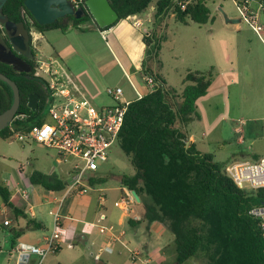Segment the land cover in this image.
<instances>
[{
    "label": "trees",
    "instance_id": "obj_1",
    "mask_svg": "<svg viewBox=\"0 0 264 264\" xmlns=\"http://www.w3.org/2000/svg\"><path fill=\"white\" fill-rule=\"evenodd\" d=\"M109 2L119 14L117 23L144 14L152 3L156 5L155 18L159 25L170 12L185 25L190 22L203 25L213 20L207 0ZM27 10L25 0H9L4 8L12 21L24 24ZM86 23L92 26L85 27ZM35 25L39 34L50 30L65 32L71 28L100 31L110 28H99L90 13L83 20L66 18L50 25L43 26L38 22ZM165 40L166 36L158 30L144 35L146 58L142 77H153L155 88L133 101L126 113L117 142L129 157L135 174L123 176L121 184L139 195L144 221L148 224L160 222L174 235V264H184L192 258L202 264H264V235L259 220L250 213L254 207L264 205V188L241 189L212 154L201 152L195 143L187 147L188 126L200 117L198 101L208 95L214 76L211 71H190L184 78L185 87L181 93L168 87L165 79L153 69L154 64L160 63ZM27 62L35 68L36 58ZM0 72L16 82L19 88L18 114L28 113L33 124L40 123L38 117L50 102L46 82L34 77L33 70L22 73L2 61ZM34 94L39 96L38 111L29 108V97ZM13 102L11 87L0 80V114L10 109ZM12 136L10 126L0 131V140H9ZM89 181L90 185H95L99 179L91 177ZM30 182L49 191H61L67 186L55 175L38 171L32 173ZM0 196L7 207L14 209L17 217L24 215L12 204L11 192L2 183ZM37 224L34 219H28V227Z\"/></svg>",
    "mask_w": 264,
    "mask_h": 264
},
{
    "label": "rangeland",
    "instance_id": "obj_2",
    "mask_svg": "<svg viewBox=\"0 0 264 264\" xmlns=\"http://www.w3.org/2000/svg\"><path fill=\"white\" fill-rule=\"evenodd\" d=\"M207 5L212 15L223 16L224 22L203 25L192 22L189 26H184L177 19L172 18L170 21V32H173L171 44H167L164 51L162 49L160 52L161 60L163 62L164 57L171 84L180 89L182 79L179 72L193 68L195 62L192 58L193 44H197L196 48H200L198 45L201 41L196 43L193 35L200 36L201 39L209 35L216 64L214 84L207 95L209 97H203L199 101L198 113L202 119H195L188 130L190 134L196 136L199 148L206 152L217 150L220 145L224 148V144L217 141L216 135L221 128L225 129L223 139L227 140L226 152L247 149L252 142L256 150H262L264 149V31L259 36L244 21L226 22L229 17H225L223 12L240 18L235 0H207ZM155 6V3L150 5L144 13L145 16L147 15L145 18L152 13ZM260 24L264 27L263 18H260ZM84 26L90 27L92 24L86 23ZM36 34L37 32L33 34V44L37 56L40 55L46 60H56L54 67L64 80L71 87H76L78 95L89 99L96 108L114 104L107 94L108 88L121 87L126 94L136 98L123 72V70L130 72L126 63L120 59L122 57L116 49H113L115 53L110 49L113 43L112 36L106 34L102 37L95 29L78 28L65 32L50 30L42 37ZM210 34L213 35L210 36ZM67 67L74 71L75 76L69 73ZM153 69L158 70L156 64L153 65ZM70 78L72 83L69 81ZM216 101L228 105V108L223 109L224 111L216 110L213 106ZM226 110L229 112H225ZM225 116L227 120H223ZM240 120H244L245 124H242ZM238 127L243 130V133L235 132ZM213 129L216 130L215 135L211 133ZM241 136L246 139L244 145L238 144ZM56 158V152L34 142L22 144L15 139L0 142V164H3L4 170L17 180L21 177L20 168H23L25 174L34 170L48 172L52 166L56 165ZM74 162H76L74 159H69L67 163L56 165L57 170L67 171L68 168L71 169ZM77 162L80 161L77 160ZM99 173L108 178L106 183L99 186L109 189L104 206L119 214L118 211H122L119 207L122 196L119 190L111 189H123L119 178L133 176L135 169L118 142L110 150L109 159L101 166ZM3 203L0 196V206ZM2 220L3 216H0V247L7 251L12 245V232L2 226ZM126 228L129 231L132 230L128 221ZM151 235L153 245L161 251L158 254L163 255V263L175 261L174 235L171 231L164 226L158 232L152 231ZM194 259L186 264L199 262ZM0 262H2L1 259Z\"/></svg>",
    "mask_w": 264,
    "mask_h": 264
},
{
    "label": "crops",
    "instance_id": "obj_3",
    "mask_svg": "<svg viewBox=\"0 0 264 264\" xmlns=\"http://www.w3.org/2000/svg\"><path fill=\"white\" fill-rule=\"evenodd\" d=\"M155 13L156 9L153 7L152 13L149 14L147 18H145L147 15L145 16L144 14L136 15L128 19L120 20L117 24L113 25L107 30L100 31L95 29L96 31H99L102 37H104L106 34L112 36L113 43L110 45V49L113 53H115V50L113 49L118 51L120 57H122L120 59L126 63V66L130 71L127 72L126 70H123L136 98H132L133 96H129L123 90V99L125 101L133 102L137 100V92L141 94H146L148 92L145 79L142 77L143 64L146 58V44L144 43V35H148L152 31L158 30L166 36V40L162 44L163 51L167 44H171L173 32H170V21L172 18L176 19L175 15L170 12L163 24L159 25L155 18ZM226 16L229 17L228 19H239L240 22H242L241 17L235 18V16L230 14H226ZM211 18H213V20L209 21L208 23L216 24L218 22H224L223 16L217 17L211 13ZM260 18H263L264 21L263 14ZM226 22L233 23L229 20ZM191 23L192 22L186 25L183 23L182 24L184 26H189ZM142 28L143 31H141ZM43 35L44 34H39L38 37H42ZM211 35L213 34H210V36ZM38 37H36V39ZM193 37H195L194 39H196V43L201 41L198 45L200 48H196L197 44H193L194 47L192 49V58L195 60L193 68H187V70L184 72H179L182 79V86L180 89L171 84L170 79L168 78L169 76L166 72L164 57L162 62L160 55V63L156 64L158 70H155V72L159 73L165 79L168 87L176 89L179 93H181L185 87L184 78L188 72L211 71L214 76V72L216 71V64L213 58L214 54L209 35H206V37L203 36L202 39L200 36L196 37L193 35ZM120 59L118 58L119 62ZM52 61H54L55 64L57 63L56 60ZM67 69L71 75L75 76L72 69L69 67H67ZM69 81L72 83L71 78ZM68 85L76 93V95H78V89L73 86L72 88L69 83ZM213 106L216 110L228 108V105L219 103L217 101L214 102ZM229 110H226L225 112L228 113ZM201 117L202 116L197 119L201 120ZM225 117L223 120H227V116ZM240 121L242 124H245L244 120ZM223 131H225V129L221 128V131L216 135L218 136L217 141L223 143L224 148L220 145L218 146L217 150L213 149L211 152L201 150L198 146L196 136L194 134H190L188 130L189 142L195 143L201 152L212 154L215 161L224 165L225 167L232 163L254 162L259 160L264 155V149L256 150L254 148V142H252L251 146H249L247 149L238 150L237 152H226L225 146L227 140L223 139ZM215 132V129L211 131L213 135H215ZM235 132L241 134L243 133V130L238 127L235 129ZM2 141L3 140H0V142ZM245 143L246 139H244L242 136L239 137L238 144L244 145ZM55 163L57 166L63 164L58 156ZM56 165L52 166L48 172L41 173L55 175L57 178L63 180L67 186L66 189L61 191H49L39 185H33L30 182V176L35 170L25 174L23 172V168H20L21 177L20 180H17L13 178L9 172L4 170L3 164H0V183L8 187L11 192L12 204L24 213L23 216L17 217L13 208L7 207L5 203L0 206V216H3L2 226L10 229L12 232V245L10 249L5 251V249L0 247V259L2 261L0 263L18 264L19 260L16 251L20 242H26L39 246L42 245L45 238L50 236L52 233L54 227V215L52 213L55 211H60L61 215V247L56 253L48 255L43 260V264L175 263L176 259L172 263H163L162 253L161 255L158 254L161 251H159L156 246L153 245L151 241L152 231L158 232L164 227V225L160 222L148 224L143 220L144 208L141 204V200L140 202L135 200L134 202H129L127 204H122L120 201L119 207L122 211H118L119 214H117V212H113L112 209L110 210V208H105L104 203L109 189L99 187L101 184L106 183L108 179L106 178L107 176L100 175L99 173L103 164L100 166L98 171L88 173L84 177V186L81 188V191L74 190L71 192L68 191V186L73 180L71 176L72 170L68 168L67 171H58ZM91 177L99 179V181L95 185H90L89 179ZM121 179L122 176L119 178L120 184ZM37 187H39V189H37ZM111 190H119L120 196L122 197H124L129 191L126 188H112ZM24 193H27L26 197H24ZM29 218L34 219L38 223L37 226L28 227ZM7 220L11 222L10 226L4 225V222ZM127 221L130 222L132 227L131 231L126 228ZM101 229H104V232H101ZM13 239L15 243H13ZM133 251L140 253V259L136 262H133L131 258V252ZM190 260L184 264L188 263ZM39 261L40 258L36 255H32L29 258L30 264H39ZM196 264L202 263L196 262Z\"/></svg>",
    "mask_w": 264,
    "mask_h": 264
},
{
    "label": "built area",
    "instance_id": "obj_4",
    "mask_svg": "<svg viewBox=\"0 0 264 264\" xmlns=\"http://www.w3.org/2000/svg\"><path fill=\"white\" fill-rule=\"evenodd\" d=\"M241 20L259 36L264 27L260 24V17L264 14V0H235ZM55 62L36 55V65L33 75L46 82L50 95V102L46 111L39 115L41 122L33 124L28 113L16 114L10 127L13 131L11 139L22 144L34 142L53 150L62 162L72 164L71 176L73 180L68 186L69 192L83 188V179L88 173L99 170L100 166L109 159L110 150L117 143L124 125L125 116L132 102L123 99L124 91L121 87L108 88L107 94L114 104L96 108L92 102L76 93L54 67ZM148 92L155 88V79L151 76L145 78ZM146 93V94H147ZM146 94L137 92V100ZM39 109V108H38ZM38 111V110H37ZM30 125V126H29ZM79 160L80 162H77ZM227 174L241 189L258 190L264 188V155L254 162L232 163L226 166ZM27 193H24V197ZM131 191L122 197L121 203L134 202ZM251 215L259 220L264 235V205L254 207ZM54 215V227L50 236L45 238L42 245L20 242L17 248L18 264H30L29 258L36 255L40 258L39 264L50 254L60 249V211ZM10 226V221L4 222ZM104 232V229H101ZM133 262L140 259V253L131 252Z\"/></svg>",
    "mask_w": 264,
    "mask_h": 264
},
{
    "label": "water",
    "instance_id": "obj_5",
    "mask_svg": "<svg viewBox=\"0 0 264 264\" xmlns=\"http://www.w3.org/2000/svg\"><path fill=\"white\" fill-rule=\"evenodd\" d=\"M8 0H0V22L5 23L8 21V17L2 15L3 7ZM26 8L31 12L36 21L40 25H50L57 20L65 17L66 15H76L77 18H81V11H75L74 5L69 0H26ZM86 6L88 12L92 15L95 22L101 29L111 27L119 20L118 12L112 7L109 0H87ZM224 16L226 14L223 12ZM229 21L236 23L240 22L239 19ZM21 53L26 52V59L33 60V52L29 45V42L24 38L21 39L19 44L14 43ZM0 61L12 65L17 71L22 73H31L33 68L27 62V60H13V59H0ZM0 80L7 83L14 94V102L10 109L0 114V131L9 127L14 117L18 113L20 107V91L19 88L11 78L0 72ZM29 108L32 111H37L39 108V96L34 94L29 97ZM190 142L187 141L186 145L189 146ZM132 195L135 200L140 202V197L136 191H132Z\"/></svg>",
    "mask_w": 264,
    "mask_h": 264
},
{
    "label": "flooded vegetation",
    "instance_id": "obj_6",
    "mask_svg": "<svg viewBox=\"0 0 264 264\" xmlns=\"http://www.w3.org/2000/svg\"><path fill=\"white\" fill-rule=\"evenodd\" d=\"M9 1V0H8ZM7 1V2H8ZM26 1V0H25ZM75 7V11H81V18H77L76 15H66L61 19L73 18L75 20H83L89 16V12L87 10L86 2L87 0H69ZM7 4V3H6ZM5 4V6H6ZM2 11V15L8 17L5 14L4 8ZM29 11V10H27ZM25 11V24L24 22H14L8 17V21L5 23L0 22V59H13V60H29L26 59V52L21 53L16 47H14V43L19 44L21 39H26L29 42V45L33 52V58H36L35 46L33 44V34L36 32V19L34 16ZM60 20V19H59ZM58 21V20H57Z\"/></svg>",
    "mask_w": 264,
    "mask_h": 264
}]
</instances>
